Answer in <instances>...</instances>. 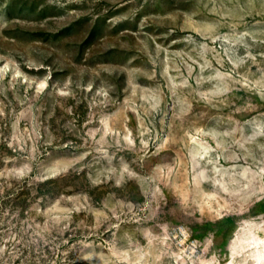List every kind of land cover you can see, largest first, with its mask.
<instances>
[{
	"label": "rangeland",
	"instance_id": "rangeland-1",
	"mask_svg": "<svg viewBox=\"0 0 264 264\" xmlns=\"http://www.w3.org/2000/svg\"><path fill=\"white\" fill-rule=\"evenodd\" d=\"M263 242L264 0H0V264Z\"/></svg>",
	"mask_w": 264,
	"mask_h": 264
},
{
	"label": "bare ground",
	"instance_id": "bare-ground-1",
	"mask_svg": "<svg viewBox=\"0 0 264 264\" xmlns=\"http://www.w3.org/2000/svg\"><path fill=\"white\" fill-rule=\"evenodd\" d=\"M264 243V242H263ZM263 257H264V255L263 254H260L259 255V261H258V264H264V260H263ZM231 264V263H230Z\"/></svg>",
	"mask_w": 264,
	"mask_h": 264
}]
</instances>
